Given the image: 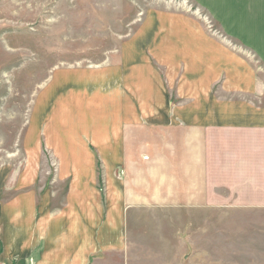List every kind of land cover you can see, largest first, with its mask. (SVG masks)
Masks as SVG:
<instances>
[{"label":"crops","instance_id":"0c3cea01","mask_svg":"<svg viewBox=\"0 0 264 264\" xmlns=\"http://www.w3.org/2000/svg\"><path fill=\"white\" fill-rule=\"evenodd\" d=\"M190 1L219 36L151 13L115 65L58 72L41 90L32 133L67 190L60 201L34 190L37 172L5 176L0 264H149L129 241L140 210L264 209V0Z\"/></svg>","mask_w":264,"mask_h":264},{"label":"rangeland","instance_id":"374dc122","mask_svg":"<svg viewBox=\"0 0 264 264\" xmlns=\"http://www.w3.org/2000/svg\"><path fill=\"white\" fill-rule=\"evenodd\" d=\"M156 12L189 15L219 36L190 0H0V184L37 172L34 190L61 201L68 182H57L56 160L31 129L39 93L58 72L115 65ZM152 213L128 219L131 250L141 261L264 264V209L225 206L188 219Z\"/></svg>","mask_w":264,"mask_h":264}]
</instances>
